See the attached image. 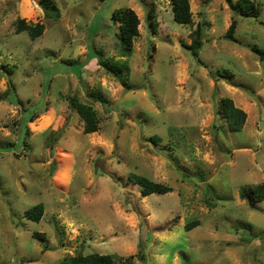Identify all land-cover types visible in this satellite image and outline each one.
Returning <instances> with one entry per match:
<instances>
[{
    "label": "rangeland",
    "instance_id": "obj_1",
    "mask_svg": "<svg viewBox=\"0 0 264 264\" xmlns=\"http://www.w3.org/2000/svg\"><path fill=\"white\" fill-rule=\"evenodd\" d=\"M252 1L257 18L189 0L192 23L179 24L171 0H0V264L92 253L264 264V201L241 198L264 184V60L253 52L264 53V0ZM121 9L140 19L131 54ZM233 19L238 43L224 38ZM21 20L44 34L17 33ZM200 25L196 59L186 46ZM223 98L246 112L242 131L218 114ZM74 101L95 110L97 132H84ZM132 173L172 192L143 196ZM36 205L40 222L26 217Z\"/></svg>",
    "mask_w": 264,
    "mask_h": 264
},
{
    "label": "trees",
    "instance_id": "obj_2",
    "mask_svg": "<svg viewBox=\"0 0 264 264\" xmlns=\"http://www.w3.org/2000/svg\"><path fill=\"white\" fill-rule=\"evenodd\" d=\"M105 1V0H100ZM228 7L233 12L234 16H240L245 18H257L260 11L256 3L252 0H226ZM172 12L174 19L179 24H191L193 20V14L190 9L189 0H171ZM113 19L120 22V34L121 39L125 45L127 53L131 54L133 51V44L136 37L139 35L140 19L135 11L131 9H121L113 13ZM238 21L233 19L224 38L230 42L238 43L235 38ZM45 25L42 22H37L34 25H27L24 21H20L17 27V33L27 31L32 40L41 37L45 32ZM193 41L190 45H187L196 59H199V52L204 44V30L200 25L197 30L192 33ZM253 52L257 55H262L264 60V53L261 49H253ZM5 68V67H4ZM6 69V68H5ZM8 74L12 71L6 69ZM13 86L10 83L6 91L7 96L12 94ZM77 111L81 115L85 127L84 132L90 134L97 132L99 129V120L95 110L89 105L82 104L74 101ZM218 114L226 120L229 129L232 132H240L246 125L247 114L244 110L237 107L232 99L223 98L218 105ZM130 181L138 184L142 187L143 196H149L153 193L166 194L172 192V188L165 186L162 183H157L149 180L148 178L132 173L129 175ZM242 199H251V202H263L264 201V184L254 185L249 190L243 189L241 191ZM44 214V207L42 205H36L26 211V217L29 220L40 222ZM198 221L187 225V229H192L198 226ZM135 257L117 259L112 255H101L92 253L88 255L78 254L75 257L70 258L68 264H135Z\"/></svg>",
    "mask_w": 264,
    "mask_h": 264
}]
</instances>
